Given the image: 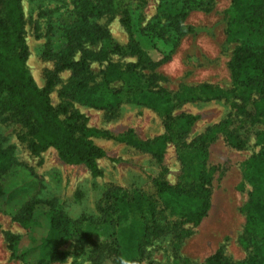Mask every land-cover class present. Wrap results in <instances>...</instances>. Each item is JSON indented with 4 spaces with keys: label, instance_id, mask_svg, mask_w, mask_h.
<instances>
[{
    "label": "rangeland",
    "instance_id": "rangeland-1",
    "mask_svg": "<svg viewBox=\"0 0 264 264\" xmlns=\"http://www.w3.org/2000/svg\"><path fill=\"white\" fill-rule=\"evenodd\" d=\"M74 0H21L23 33L27 45L26 65L36 84L43 87L47 71H52L55 59L46 56L45 47L51 33V25L57 24L73 7ZM137 27H143L155 15L159 0H123ZM233 14L231 0H212L209 9H193L188 12L183 24L186 31L175 46L158 43V48H143L153 59L163 52L169 58L156 67L161 77L157 84L170 92L182 85L210 83L222 89L231 87L228 60L237 42L228 39L227 24ZM69 20V19H68ZM64 20V21H68ZM108 29L110 37L120 46L129 40V32L121 22V14L110 11L93 19ZM88 44V43H87ZM93 49L98 42L87 45ZM80 54L75 50L73 57ZM136 55L111 51L109 60L124 66L135 62ZM106 62H91L90 69L95 80ZM143 72H148L144 70ZM71 76L69 69L60 71L49 93L54 107L67 103L68 112L59 117L68 120L78 111L87 117L86 125L91 129L87 136L105 150V156L97 160L100 175H92L83 164L67 163L59 158L54 148L37 154L27 148V141L19 137L24 131L8 112L0 111V138L3 147L9 148L12 156L22 165L13 168L3 179L6 190L5 205L8 209L19 205L35 194L40 202L34 209V218L28 227L12 220L7 212L0 210V264H22L11 254H25V260L33 264L41 257L54 253V236L49 228V219L55 211H61L71 220L75 236L87 232L90 239L79 244L70 239L57 251L63 260L49 264H113L114 256L104 250L96 258L111 232H115L122 258L135 255L140 233L128 221H116L113 213H104L106 199L134 190L157 198L155 179H164L176 184L184 179L180 152L192 139L206 128L224 123L226 130L236 133L245 141L244 146H231L223 130L216 132L208 146L207 165L212 168L210 207L197 225L182 223L178 233L169 229L173 217L158 206V222L165 232L153 238L145 246L139 264H202L218 248L232 264H246L249 248L241 243L245 225V205L250 185L242 177L245 160L259 149L257 132L262 128L237 112L238 97L209 101L183 102L175 105L172 115L191 113L197 116L190 130L183 136L166 142L162 160L151 152L134 148L114 138L132 129L136 137L146 141L165 133L163 117L154 109L128 101H122L112 116L102 108L64 97L62 89ZM120 87L121 80L111 83ZM106 132L107 134H105ZM186 154V153H185ZM188 160L191 161L187 155ZM117 188L122 189L118 191ZM115 219V221H114ZM138 223L141 219H137ZM4 232L16 235L13 249L7 247ZM181 237V238H179ZM107 244V243H106ZM107 248V247H106Z\"/></svg>",
    "mask_w": 264,
    "mask_h": 264
},
{
    "label": "trees",
    "instance_id": "trees-1",
    "mask_svg": "<svg viewBox=\"0 0 264 264\" xmlns=\"http://www.w3.org/2000/svg\"><path fill=\"white\" fill-rule=\"evenodd\" d=\"M20 1L0 0V111L8 112L20 123L24 131L19 137L27 141L29 151L37 154L54 148L61 160L83 164L92 175L101 174L97 160L105 156V150L87 136L91 130L86 125L87 117L75 111L68 120H63L59 113L68 112L67 103L57 108L51 103L49 93L58 73L64 69L71 71L61 91L68 99L102 108L110 116L122 101L156 110L163 117L164 134L143 141L136 137L132 129H128L114 138L149 151L158 160H162L166 142L185 135L197 119L191 113L172 115L175 105L238 97L240 104L237 112L252 123L262 125L256 135L259 149L245 160L242 169V177L251 189L245 205V225L240 240L244 247L250 249L246 264H264V0H231L233 14L227 24V37L237 42L227 63L231 87L222 89L204 82L182 85L175 92L157 84L161 77L155 69L169 58L168 53L163 52L155 60L143 47L158 48V43L175 46L186 31L183 22L188 12L193 9L207 10L212 0H159L155 15L143 27L135 25L123 0H74L72 9L62 20L51 25L45 54L55 59V66L52 71H47L43 87L36 84L26 65L27 45ZM110 11L121 14V22L129 32L125 46L115 43L108 29L93 21ZM98 42L101 46L97 49L87 46ZM75 50L80 52L77 58L73 57ZM111 51L135 54L136 61L121 66L109 60ZM91 62H106L98 81L90 69ZM119 80L123 83L120 87L111 84ZM222 130L231 146H244L245 141L226 130L224 123L214 124L186 145V154L180 152L184 179L174 185L164 179L154 180L157 198L134 190L131 194L123 191L115 196L116 200L111 197L106 199L100 209L115 215V225L128 221L140 233V238L135 255L122 258L116 234L111 232L107 244H100L102 246L96 251V258L106 250L114 256L113 264H139L145 246L165 232L157 218L159 205L173 217L169 229L174 234L179 232L182 223L199 224L210 207L212 168L207 165L208 146L216 132ZM20 165L10 149L3 147L0 138V210L9 213L12 220L23 227H28L33 221L35 206L40 202L35 194L11 209L5 205L3 179ZM117 190L122 191L120 188ZM137 219L141 222L138 223ZM49 228L54 236V253L39 258L33 264L61 261L63 254L57 251L60 246L74 237L80 245L90 239L87 232L75 236L71 220L61 211L51 215ZM4 238L8 249L12 250L16 235L4 232ZM11 255L22 264H30L25 260L24 253ZM202 264L232 263L218 248Z\"/></svg>",
    "mask_w": 264,
    "mask_h": 264
}]
</instances>
